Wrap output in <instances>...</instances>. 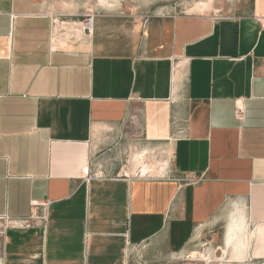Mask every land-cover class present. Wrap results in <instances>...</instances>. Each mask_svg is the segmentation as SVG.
<instances>
[{
	"label": "crops",
	"instance_id": "obj_1",
	"mask_svg": "<svg viewBox=\"0 0 264 264\" xmlns=\"http://www.w3.org/2000/svg\"><path fill=\"white\" fill-rule=\"evenodd\" d=\"M103 3L0 0V264H264V0Z\"/></svg>",
	"mask_w": 264,
	"mask_h": 264
},
{
	"label": "rangeland",
	"instance_id": "obj_2",
	"mask_svg": "<svg viewBox=\"0 0 264 264\" xmlns=\"http://www.w3.org/2000/svg\"><path fill=\"white\" fill-rule=\"evenodd\" d=\"M235 0H105L103 5L105 7H126L128 11L132 8L138 13H152V12H172L177 14L183 13H212L217 16H224L228 14L233 7ZM145 158V157H142ZM144 159L137 160L135 158L134 171L136 172L139 165L138 162ZM138 163V164H137ZM206 248V241H202L200 250L204 254ZM142 247H137L134 250L135 264H192L191 253L177 255L175 257H168L164 261H150L144 263L145 254ZM197 263V262H195Z\"/></svg>",
	"mask_w": 264,
	"mask_h": 264
},
{
	"label": "built area",
	"instance_id": "obj_3",
	"mask_svg": "<svg viewBox=\"0 0 264 264\" xmlns=\"http://www.w3.org/2000/svg\"><path fill=\"white\" fill-rule=\"evenodd\" d=\"M92 25H93V16L87 15L79 24V29L82 30L86 34L92 33ZM243 113V105L241 101H237L236 103V115H242ZM100 177L98 171L91 170V164L88 162L82 170V179L85 181H89L91 179H97Z\"/></svg>",
	"mask_w": 264,
	"mask_h": 264
},
{
	"label": "bare ground",
	"instance_id": "obj_4",
	"mask_svg": "<svg viewBox=\"0 0 264 264\" xmlns=\"http://www.w3.org/2000/svg\"><path fill=\"white\" fill-rule=\"evenodd\" d=\"M102 2H105L104 0H102ZM236 242V241H235ZM241 245V244H240ZM204 258H205V256H204Z\"/></svg>",
	"mask_w": 264,
	"mask_h": 264
}]
</instances>
